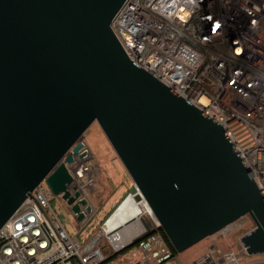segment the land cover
<instances>
[{"label": "water", "instance_id": "water-1", "mask_svg": "<svg viewBox=\"0 0 264 264\" xmlns=\"http://www.w3.org/2000/svg\"><path fill=\"white\" fill-rule=\"evenodd\" d=\"M123 2L0 0V227L41 181L85 218L64 162L88 157L96 122L132 181L112 211L145 202L176 253L248 215L240 245L264 254L249 168L219 123L128 57L110 27ZM141 221L133 244L155 231Z\"/></svg>", "mask_w": 264, "mask_h": 264}, {"label": "built area", "instance_id": "built-area-1", "mask_svg": "<svg viewBox=\"0 0 264 264\" xmlns=\"http://www.w3.org/2000/svg\"><path fill=\"white\" fill-rule=\"evenodd\" d=\"M110 27L132 61L222 126L264 201V0H124ZM86 158L74 154L64 162L72 176L69 195L77 190L86 198L91 189ZM50 195L39 182L0 227V264H100L106 259L99 246L104 237L126 264H166L171 258L149 208L143 214L155 231L138 242L132 243L147 231L143 223L129 241L111 239L121 229L107 231L105 224L117 208L81 242L63 226ZM84 213L78 229L91 209ZM231 227L209 236L213 243L194 264H264L255 259L264 254L214 243Z\"/></svg>", "mask_w": 264, "mask_h": 264}, {"label": "rangeland", "instance_id": "rangeland-1", "mask_svg": "<svg viewBox=\"0 0 264 264\" xmlns=\"http://www.w3.org/2000/svg\"><path fill=\"white\" fill-rule=\"evenodd\" d=\"M83 141L89 151V156L85 159L89 175L84 176L91 181V189L85 192L86 198L93 207H91L90 217L78 229L70 209L61 199L53 195H50L49 198V202L65 229L72 235L76 234L81 242L85 241L93 231L99 228L101 222L112 212V209L124 196L123 194L132 185L130 177L96 122H93L87 128ZM126 210L129 211L130 215L134 213L132 206L127 207ZM140 217L145 220L149 227L151 226L152 221L149 217H146L144 214H141ZM253 226L254 223L248 215L242 216L232 223L231 230L225 236L221 234L215 235L213 237L215 240L214 243L222 250H228L229 248L237 250L241 246L239 237L249 231ZM142 227L144 226L142 225ZM135 229L137 230L134 234L136 237L141 230L138 231L137 228ZM122 238L124 242L130 239ZM212 243V238L206 237L188 248L183 254L176 253L175 256L166 261V264H194V261L201 257ZM99 246L106 256V260L100 264H126L128 262V259L122 256L121 251L116 252L112 249L107 238L104 237ZM255 259L261 261L264 257L257 256ZM243 260H246L245 255L243 256Z\"/></svg>", "mask_w": 264, "mask_h": 264}, {"label": "bare ground", "instance_id": "bare-ground-1", "mask_svg": "<svg viewBox=\"0 0 264 264\" xmlns=\"http://www.w3.org/2000/svg\"><path fill=\"white\" fill-rule=\"evenodd\" d=\"M89 154V152H88ZM89 156V155H88ZM85 174H89V170L85 172ZM90 209L92 210V206L90 205L89 200H87ZM132 206V211L134 210V213H131V215H129V211L126 210L127 207H131ZM92 207V208H91ZM148 209V207L143 203H138L136 202V200L133 198L132 195L128 194L119 204V206L117 207V209L111 214V216L108 218L106 224H105V228L106 230H115L117 229H121V233L115 234V236L113 235V237H111V239L113 238H119V237H125V238H130L131 236H133L137 230L135 228L139 230L142 229V224H141V214L145 213L146 210ZM123 211V215L120 214V212ZM136 230V231H135ZM119 237H118V236Z\"/></svg>", "mask_w": 264, "mask_h": 264}, {"label": "trees", "instance_id": "trees-1", "mask_svg": "<svg viewBox=\"0 0 264 264\" xmlns=\"http://www.w3.org/2000/svg\"><path fill=\"white\" fill-rule=\"evenodd\" d=\"M157 230L161 232V234H162V236H163L165 242H166L167 245L169 246V248H170V250H171V252H172L171 257L175 256V255H176V252H175L174 249L172 248L171 244L169 243L167 237L164 235L163 231H162L160 228H158Z\"/></svg>", "mask_w": 264, "mask_h": 264}, {"label": "crops", "instance_id": "crops-1", "mask_svg": "<svg viewBox=\"0 0 264 264\" xmlns=\"http://www.w3.org/2000/svg\"><path fill=\"white\" fill-rule=\"evenodd\" d=\"M122 165V164H121ZM125 180V179H124ZM131 186H129V188H130ZM123 195H125V194H123ZM122 199V198H121ZM120 214H122L123 215V212H121ZM130 215V214H129ZM131 216H132V214H131ZM240 248V247H239ZM187 250V249H186ZM186 250H184L183 252H181L180 254H183Z\"/></svg>", "mask_w": 264, "mask_h": 264}, {"label": "snow or ice", "instance_id": "snow-or-ice-1", "mask_svg": "<svg viewBox=\"0 0 264 264\" xmlns=\"http://www.w3.org/2000/svg\"><path fill=\"white\" fill-rule=\"evenodd\" d=\"M219 27V25H216L215 28H213V31H216V29Z\"/></svg>", "mask_w": 264, "mask_h": 264}]
</instances>
